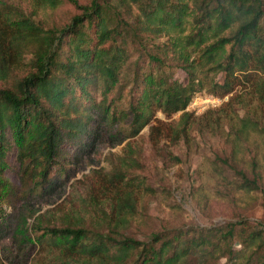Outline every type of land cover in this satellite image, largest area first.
Segmentation results:
<instances>
[{
	"label": "trees",
	"instance_id": "1",
	"mask_svg": "<svg viewBox=\"0 0 264 264\" xmlns=\"http://www.w3.org/2000/svg\"><path fill=\"white\" fill-rule=\"evenodd\" d=\"M30 1L36 10L69 3L77 11L44 27L0 0V81L31 55L27 73L0 84V234L21 235L23 201L53 194L79 158L107 137H135L158 111L181 112L177 140L195 129L224 138L230 149L214 169L234 175L229 186L244 196L238 205L248 207L260 192L264 211V0ZM176 68L183 78L168 75ZM126 89L118 109L112 98L124 101ZM199 95L229 97L195 116L186 109ZM123 207H133L128 194L111 207L117 228ZM44 220L38 215L26 232L34 227L36 240L48 237L83 264H264V222L242 215L153 231L145 240L116 227L57 228Z\"/></svg>",
	"mask_w": 264,
	"mask_h": 264
},
{
	"label": "rangeland",
	"instance_id": "2",
	"mask_svg": "<svg viewBox=\"0 0 264 264\" xmlns=\"http://www.w3.org/2000/svg\"><path fill=\"white\" fill-rule=\"evenodd\" d=\"M78 1L87 3L89 0ZM8 2L33 15L44 27L65 24L69 15L77 11L69 3L57 9L36 10L30 0ZM30 57L26 53L23 62L12 69L8 81H0V84L5 85L14 77L27 73ZM168 75L178 79L184 74L176 68L169 70ZM127 90H124V101L112 98L115 100L112 104L116 103L118 109L125 107ZM111 96H115L114 92ZM199 97H213L216 101L189 105L187 110L195 116L221 107L229 95ZM180 114L166 117L158 111L135 137L121 143L107 137L93 152L72 164V174L64 186L39 200L30 197L23 201L20 205L26 217L24 229L19 236L13 230L0 234V262L83 264L82 259L77 258L79 255L69 256L67 250L50 242L48 237L36 240L41 231H34L33 227L28 229L29 235L26 228L32 226L38 215H42L44 223L57 228L68 223L90 230L117 228L114 213L117 209L112 211L111 207H116L119 198L127 194L133 207H123L121 216L126 219L118 228L135 239L145 240L151 232L163 229L219 224L234 220L238 215L247 217L254 224L264 222L261 193H251L252 202L248 207L238 205L244 196L229 186L234 175L225 168L223 175L214 169V164H219L216 156L229 152V144L222 137L196 129L189 131L186 138L177 140L172 130L177 126ZM224 123L227 129V122ZM20 208L7 210L16 217ZM106 212L111 219L103 217Z\"/></svg>",
	"mask_w": 264,
	"mask_h": 264
},
{
	"label": "built area",
	"instance_id": "3",
	"mask_svg": "<svg viewBox=\"0 0 264 264\" xmlns=\"http://www.w3.org/2000/svg\"><path fill=\"white\" fill-rule=\"evenodd\" d=\"M216 101V99H214L213 97H207V98H205V99H201L199 96H195L192 100H191V102L189 103V105H196V106H198V104H202V103H205V104H208V103H212V102H215ZM188 105V106H189ZM188 108V107H187ZM187 110V109H186ZM198 111L197 112H199L200 110H199V108L197 109Z\"/></svg>",
	"mask_w": 264,
	"mask_h": 264
}]
</instances>
